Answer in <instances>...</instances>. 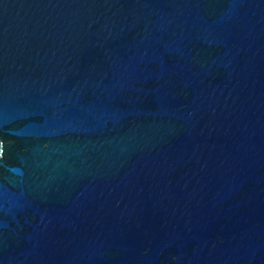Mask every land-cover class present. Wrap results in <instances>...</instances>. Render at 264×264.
<instances>
[{
    "label": "water",
    "instance_id": "water-1",
    "mask_svg": "<svg viewBox=\"0 0 264 264\" xmlns=\"http://www.w3.org/2000/svg\"><path fill=\"white\" fill-rule=\"evenodd\" d=\"M0 264H264V0H0Z\"/></svg>",
    "mask_w": 264,
    "mask_h": 264
}]
</instances>
